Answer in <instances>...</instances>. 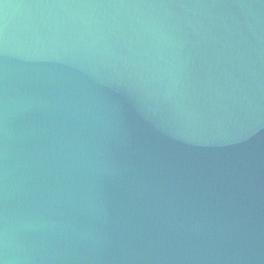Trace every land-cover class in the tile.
<instances>
[{"label":"water","instance_id":"water-1","mask_svg":"<svg viewBox=\"0 0 264 264\" xmlns=\"http://www.w3.org/2000/svg\"><path fill=\"white\" fill-rule=\"evenodd\" d=\"M0 264H264V0H0Z\"/></svg>","mask_w":264,"mask_h":264}]
</instances>
